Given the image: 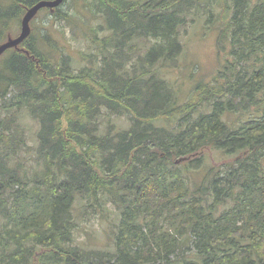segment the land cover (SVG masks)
<instances>
[{
    "label": "trees",
    "instance_id": "trees-1",
    "mask_svg": "<svg viewBox=\"0 0 264 264\" xmlns=\"http://www.w3.org/2000/svg\"><path fill=\"white\" fill-rule=\"evenodd\" d=\"M38 1L0 2V43ZM65 3L40 11L84 46L43 24L0 57V264H264V0ZM215 3L224 69L181 102L166 69ZM98 211L115 249L77 239Z\"/></svg>",
    "mask_w": 264,
    "mask_h": 264
},
{
    "label": "rangeland",
    "instance_id": "rangeland-1",
    "mask_svg": "<svg viewBox=\"0 0 264 264\" xmlns=\"http://www.w3.org/2000/svg\"><path fill=\"white\" fill-rule=\"evenodd\" d=\"M5 1V0H0ZM75 0H66L63 5L64 9L68 8V4L74 3ZM223 4L215 3L216 9L214 17L208 21L210 16L207 15L206 9L212 7L208 5L207 8H199V13L196 11L195 15H192L187 25L181 27L180 36L183 43L184 51L179 57V68L166 69L167 79L174 83L175 87L178 88L179 101H185L192 96L194 89L197 84L207 82L213 79L219 70L224 69V65L227 59L228 49L221 51L218 46V40L220 35L219 27L222 23L220 21V15L218 10H221ZM23 16V15H22ZM48 13L40 11L31 22L32 30L34 29L35 35L39 34L42 30L43 24L49 26ZM51 31L58 37L62 34L63 41L68 43V48L75 50L77 47L81 48L84 46L82 42L75 41L71 35V26L66 23L65 20L54 18L50 25ZM21 31V21L17 28V33L12 34L16 36ZM75 56L79 55L78 52H74ZM3 57V56H2ZM240 115V114H239ZM245 116V115H243ZM246 117V116H245ZM33 120V119H32ZM112 120L119 122L127 126L129 122L127 118L122 117L118 119L113 117ZM31 126L29 127V138L31 144H34L36 139V132L39 128L38 124H34L29 121ZM210 149H204L200 152L205 153L204 164L210 167L211 165L216 166L223 163V154L217 151L212 152V157H209ZM181 159V158H180ZM185 162L186 160H180ZM195 173L192 172L191 175ZM204 172H201L200 178ZM109 209L113 210L110 205ZM111 211L109 210V213ZM78 216V223L76 224L75 234L78 241L82 242L88 249H115L114 236L112 225L109 223L111 215L108 214L104 217L101 211L96 214H81ZM102 216V217H101Z\"/></svg>",
    "mask_w": 264,
    "mask_h": 264
},
{
    "label": "water",
    "instance_id": "water-1",
    "mask_svg": "<svg viewBox=\"0 0 264 264\" xmlns=\"http://www.w3.org/2000/svg\"><path fill=\"white\" fill-rule=\"evenodd\" d=\"M65 0H40L33 6L27 9L21 22L20 34L16 37H9L6 41L0 43V57L7 50L18 47L23 43L32 33L31 21L35 18L38 12L43 8L54 9L64 3ZM187 158H181L180 160H186ZM179 162V160H177Z\"/></svg>",
    "mask_w": 264,
    "mask_h": 264
}]
</instances>
